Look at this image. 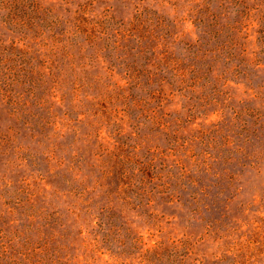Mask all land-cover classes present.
I'll list each match as a JSON object with an SVG mask.
<instances>
[{"label":"rangeland","instance_id":"1","mask_svg":"<svg viewBox=\"0 0 264 264\" xmlns=\"http://www.w3.org/2000/svg\"><path fill=\"white\" fill-rule=\"evenodd\" d=\"M0 264H264V0H0Z\"/></svg>","mask_w":264,"mask_h":264}]
</instances>
